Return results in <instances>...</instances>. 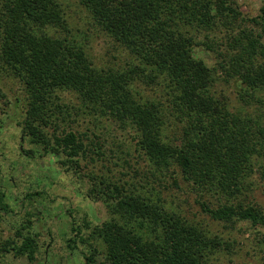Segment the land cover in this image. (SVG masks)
I'll return each mask as SVG.
<instances>
[{
    "label": "trees",
    "instance_id": "obj_1",
    "mask_svg": "<svg viewBox=\"0 0 264 264\" xmlns=\"http://www.w3.org/2000/svg\"><path fill=\"white\" fill-rule=\"evenodd\" d=\"M79 2L138 63L125 70L95 67L80 45L65 34L50 31L64 21L57 0H0V59L22 81L26 95L17 121L21 137L45 151L57 149L64 169L76 172L78 159L86 156L88 147L77 132L47 129L64 117L58 115L64 112L62 105L53 100L57 91L72 90L95 114L107 115L122 125L130 123L138 149L155 167L173 164L196 191L224 197L215 206L201 203L212 218L246 220L264 229L260 206L227 201L239 192L259 150L264 151V121L229 112L209 94V66L193 53V40L187 33L188 28L209 27L218 20L228 23L238 13L231 5L233 0ZM253 21L258 30L240 28L231 38L236 50L229 55L228 73L237 75L245 91L264 85V44L260 40L264 0ZM158 74L169 87L168 113L175 112L180 120L174 143L164 136L165 104L140 100L132 88L134 78L152 83ZM22 151L31 155L32 149ZM87 176L86 195L102 202L106 217L94 224L84 220L85 234L80 224L70 220L67 247H74L77 240L90 244L101 255L95 264H207L208 253L218 244L216 238L116 180ZM0 208L7 209L1 193ZM23 226L0 241V257L12 250L14 255L35 259L34 237L22 233ZM83 258L86 264L93 263L92 254L83 253Z\"/></svg>",
    "mask_w": 264,
    "mask_h": 264
},
{
    "label": "rangeland",
    "instance_id": "obj_2",
    "mask_svg": "<svg viewBox=\"0 0 264 264\" xmlns=\"http://www.w3.org/2000/svg\"><path fill=\"white\" fill-rule=\"evenodd\" d=\"M57 1L64 21L61 27H51L50 31L54 35L65 34L80 45L95 67L125 70L138 63L79 0ZM260 3L261 0H233L231 5L238 13L228 23L218 20L209 27L188 28L187 33L193 40V53L209 66V94L229 112L249 114L263 122L264 85L245 91L237 75L228 73L229 55L236 50L231 38L242 27L258 30L253 17ZM260 40L264 44V33ZM145 82L140 77L133 79L134 96L165 104L164 136L177 142L180 120L175 112L168 113L171 104L167 100L166 80L158 74L152 83ZM56 94L53 100L62 105L64 112H55L64 117L57 121V126L51 123L47 129L77 132L89 149L86 156L78 159L76 172L64 169L57 149L45 151L21 137L17 121L26 102L23 83L0 59V193L7 204L6 210L0 208V241L24 224L20 231L29 233L36 243L34 260L9 250L0 257L4 264H86L83 253L92 254L91 264L99 260L101 255L86 242L77 240L72 248L66 245L71 236L70 220L80 224L85 234L88 229L82 225L84 220L94 224L106 217L102 202L86 195L89 173L116 180L126 189L148 196L199 226L208 237L216 238L218 244L208 253L207 264H264L261 226L253 227L240 219L228 222L212 218L202 204L215 206L224 197L196 191L173 164L155 167L138 149L136 132L130 123L122 125L107 115L95 114L72 90L62 89ZM23 148H31V155L23 153ZM263 169L264 151L259 150L255 163L242 178L239 192L227 201L255 204L264 211ZM96 248L101 246L97 244Z\"/></svg>",
    "mask_w": 264,
    "mask_h": 264
}]
</instances>
